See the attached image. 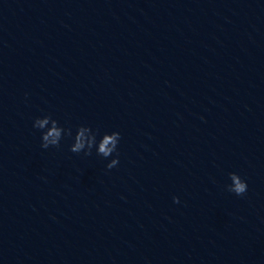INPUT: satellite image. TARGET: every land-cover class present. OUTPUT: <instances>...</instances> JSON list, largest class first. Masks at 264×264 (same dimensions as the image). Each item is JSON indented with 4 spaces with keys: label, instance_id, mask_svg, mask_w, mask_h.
Segmentation results:
<instances>
[{
    "label": "clouds",
    "instance_id": "9594fccd",
    "mask_svg": "<svg viewBox=\"0 0 264 264\" xmlns=\"http://www.w3.org/2000/svg\"><path fill=\"white\" fill-rule=\"evenodd\" d=\"M33 127L40 130L41 147L44 149L59 148L61 140L68 136L73 139L69 149L72 153L80 154L83 152L85 156H90L93 148H95L96 154L105 159L113 156V153L116 154L106 165L107 169L110 170L119 164L118 145L121 134L118 131L105 132L101 135L99 128L93 129L87 125H80L73 136L72 129L61 126L56 119L52 118L51 114L35 118ZM98 136H100L99 140L97 139ZM228 177L231 183L226 185L227 191L237 196H244L248 189L247 182L235 172L229 173ZM173 202L179 203V198L173 197Z\"/></svg>",
    "mask_w": 264,
    "mask_h": 264
}]
</instances>
